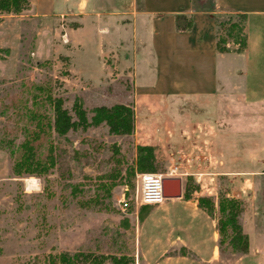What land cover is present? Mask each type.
<instances>
[{
    "label": "rangeland",
    "instance_id": "1",
    "mask_svg": "<svg viewBox=\"0 0 264 264\" xmlns=\"http://www.w3.org/2000/svg\"><path fill=\"white\" fill-rule=\"evenodd\" d=\"M194 2L211 6L213 0ZM49 5L50 0H39L41 12L47 15L36 16L30 7L22 12V21L8 18L0 23V76L12 77L0 79V141L4 140L6 146L0 150V264H57L58 253L79 251L124 252L134 256V264H143L138 257L136 230L144 204L135 209L131 200L139 172L128 169L134 165L138 143L156 145V125L161 123L166 133L158 140L159 173L166 176L176 163L184 164L167 155L174 149L168 145V131L174 128L184 132L181 136L187 153L190 143L196 141L193 138L201 139L193 145L198 154L184 157L192 163L189 169L206 165L202 162L205 159L212 161L215 157L202 150L206 139L201 137L207 134L206 127L216 131L218 118L225 132L224 170L242 169L246 173L241 176V195L260 197L261 188H257V194L248 184L247 170L264 165V103L250 107L244 103L243 92H234L232 87L214 97L161 100L160 112L153 107L156 100L150 99L148 109L143 105L137 112L135 109L138 117L130 135L109 134L105 124L70 131L62 137L54 134V167L41 176L16 177L12 171L16 152L11 151L23 139L19 111H23L22 101L29 96L31 84L52 88L55 95L64 98L68 109L76 97L81 98L88 116L97 105L136 106L132 84L143 62L139 54L135 55L139 45L131 21L140 0H53V12ZM234 20L240 22L237 17ZM140 28L138 23L139 33ZM144 54L147 57V52ZM37 94L44 98L46 93L39 90ZM12 101L15 107H11ZM42 108L51 113L48 103ZM208 144V148L213 146ZM181 173L180 169L173 174L181 178L183 192H193L196 186L199 190L200 180ZM224 177H219V192L228 194L231 189L227 179L231 175ZM112 181L116 184L108 194L102 184L107 186ZM122 192L130 203L125 210L118 205ZM241 201L244 211L246 202ZM254 225L251 238L263 232L264 219H257ZM144 226L156 228V222L150 220Z\"/></svg>",
    "mask_w": 264,
    "mask_h": 264
},
{
    "label": "crops",
    "instance_id": "2",
    "mask_svg": "<svg viewBox=\"0 0 264 264\" xmlns=\"http://www.w3.org/2000/svg\"><path fill=\"white\" fill-rule=\"evenodd\" d=\"M30 3L36 16L47 15L41 12L39 0H30ZM49 8L51 12L54 11L53 0H50ZM178 13L191 15L193 24L190 29L176 30L175 15ZM237 14L245 15V47L236 50L235 46L228 44L227 51H218L217 21L227 15ZM23 16V13L0 14V23L8 18H19L22 21ZM138 23L140 33L137 30ZM131 24L139 45L135 55L139 54L143 62L141 70H136L132 84L136 103L134 114L140 106L148 109L146 104L150 99L156 100L157 104L153 107H156V112H160L161 100L182 96L214 97L227 92L230 87L234 92H243L244 103L250 107L264 103V0H214L208 10L194 7L192 0H140L139 8L133 11ZM16 37L19 39V52L20 32ZM13 51L16 52L15 48ZM31 53L33 56L34 52ZM15 60L17 70L18 55ZM0 79L12 77L1 75ZM137 117L135 114V127ZM161 124L156 125V145L150 144L156 147V157L159 155L158 140H162L166 133ZM216 124V131L206 127L207 134L201 137L206 139L202 142V150L206 149L204 154L215 158L212 161L205 159L202 162H206V165L202 163L197 169H189L192 163L184 157L198 154L193 145L201 139L194 137L196 141H191V149L187 153L184 151L187 149L185 139L181 136L184 132L175 128L168 131V145L174 149L167 155L184 162L176 163L170 175L174 176L173 173L181 169V175L200 180L201 183L199 190L190 192L191 197L186 198L182 190L179 197L166 198L160 204L150 205L148 212L138 220L136 247L143 264H264V230L257 233L255 238L250 236L255 221L264 219L260 218L261 214L264 216V165L247 170L248 184L256 192L257 188H261L260 197L241 195V176L246 172L242 169L224 170L222 157L225 132L223 122L220 129L218 118ZM210 142L213 146L208 148ZM253 155L256 156V153L253 152ZM229 175L231 177L227 179L230 182L227 187L231 190L227 195L246 202L241 224L248 237V250L241 254L229 252V249H224L225 245L220 248L216 218L208 215L197 202L198 196L207 195L216 204L221 186L219 177ZM150 220L156 222V228L144 226ZM181 249L186 253L181 254Z\"/></svg>",
    "mask_w": 264,
    "mask_h": 264
},
{
    "label": "trees",
    "instance_id": "3",
    "mask_svg": "<svg viewBox=\"0 0 264 264\" xmlns=\"http://www.w3.org/2000/svg\"><path fill=\"white\" fill-rule=\"evenodd\" d=\"M192 4L201 10H208L213 6V3L211 6H204L203 3L197 5L194 0ZM30 7V0H0V14L19 15ZM236 17L240 22L234 20ZM244 22V14L227 15L217 21L216 48L218 51H227L229 41L235 45L236 50H242L245 47ZM192 24L191 15L185 13L175 15L176 30H188ZM221 30L225 31L224 35ZM63 58L69 60L68 56ZM31 86L29 96L22 101L23 111H19L18 121L23 122L21 127L23 139L17 145L16 150L11 151L16 152L12 165V171L16 177L41 176L54 167L56 163L53 150L54 134L62 137L70 131L86 130L90 126L100 124H105L108 133L113 135H130L134 132L135 114L132 104L97 105L91 109V115L88 116L81 98L76 97L72 108L68 109L64 105V98L55 95L52 88L44 89L37 84H31ZM39 90L45 91L44 98L38 96L37 91ZM29 101L31 106L27 105ZM45 103L49 104L51 113L42 108ZM10 104L11 107L16 106L13 101ZM5 147V141L1 140L0 150ZM128 170H131V173L158 172L155 148L150 144H137L134 165ZM115 184L114 181L107 186L102 184V188L109 194ZM194 190H197V186L192 191ZM190 194L185 190L186 198L191 197ZM197 202L198 206L208 215L216 218L220 248L225 245L224 249H229L231 253H245L248 250V237L243 231L240 219L243 211L241 199L219 192L216 204L213 198L207 195L198 196ZM150 205L152 204H144L140 207L139 220L148 212ZM180 253L185 254L186 252L181 249ZM55 262L57 264H134V256L124 252L106 254L92 251L61 252L56 255Z\"/></svg>",
    "mask_w": 264,
    "mask_h": 264
},
{
    "label": "built area",
    "instance_id": "4",
    "mask_svg": "<svg viewBox=\"0 0 264 264\" xmlns=\"http://www.w3.org/2000/svg\"><path fill=\"white\" fill-rule=\"evenodd\" d=\"M164 176V173L159 172H139L136 174L137 188L131 199L135 209H138L141 204H160L166 199L162 185ZM127 190V187L124 188V191ZM129 204L125 192H122L118 199L120 209H127Z\"/></svg>",
    "mask_w": 264,
    "mask_h": 264
},
{
    "label": "water",
    "instance_id": "5",
    "mask_svg": "<svg viewBox=\"0 0 264 264\" xmlns=\"http://www.w3.org/2000/svg\"><path fill=\"white\" fill-rule=\"evenodd\" d=\"M164 196L166 198H175L181 196L182 181L178 176L166 175L162 179Z\"/></svg>",
    "mask_w": 264,
    "mask_h": 264
}]
</instances>
